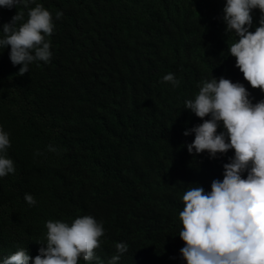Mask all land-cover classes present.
Wrapping results in <instances>:
<instances>
[{
    "label": "trees",
    "instance_id": "trees-1",
    "mask_svg": "<svg viewBox=\"0 0 264 264\" xmlns=\"http://www.w3.org/2000/svg\"><path fill=\"white\" fill-rule=\"evenodd\" d=\"M36 3L53 17L50 61L20 76L10 47L0 53V128L15 167L0 177V257L21 247L35 257L48 220L91 216L104 228L99 260L79 264H109L117 243L128 249L116 264H186L182 196L197 186L210 192L234 150L189 154L194 133L183 132L203 121L184 101L212 77L242 84L253 104L264 100L229 55L238 38L225 33L226 0ZM17 11L27 19L22 6L0 7V25ZM260 15L252 11L250 31ZM168 73L178 86L163 81Z\"/></svg>",
    "mask_w": 264,
    "mask_h": 264
},
{
    "label": "clouds",
    "instance_id": "clouds-1",
    "mask_svg": "<svg viewBox=\"0 0 264 264\" xmlns=\"http://www.w3.org/2000/svg\"><path fill=\"white\" fill-rule=\"evenodd\" d=\"M35 4L34 7L31 5ZM27 10L17 11L8 23L0 25V53L10 47L13 66L21 65L19 75L29 71L36 61L48 63L52 57L51 43L54 24L51 13L36 0H0V7ZM258 9V27H253L252 11ZM56 13V19L62 17ZM225 33L234 32L238 38L229 48L235 66L253 89L264 93V0H226L223 8ZM164 82L178 86L174 74L163 77ZM250 93L240 83L212 77L199 85L194 98L184 101L183 109L190 110L203 121L183 132L194 133L187 144L193 154L234 150V156L223 165V179L213 180L210 192L200 186L188 189L182 196L183 210L179 213L182 229L179 237L185 246L180 254L186 264H264V100L255 104ZM206 116L209 119H204ZM222 122L224 131L217 134ZM9 134L0 128V177L15 172L14 162L7 157ZM50 151L56 149L49 146ZM39 154V153H37ZM246 178H242L243 173ZM25 201L36 200L25 194ZM46 236L38 254L32 257L27 248L0 257V264H79L99 260L95 250L104 235L102 223L91 216L75 218L71 223L48 220ZM118 255L109 264H116L120 254L127 252L125 243L115 245Z\"/></svg>",
    "mask_w": 264,
    "mask_h": 264
}]
</instances>
